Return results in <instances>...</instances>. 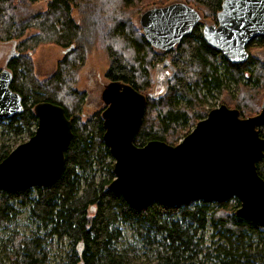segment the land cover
Masks as SVG:
<instances>
[{"label": "trees", "instance_id": "16d2710c", "mask_svg": "<svg viewBox=\"0 0 264 264\" xmlns=\"http://www.w3.org/2000/svg\"><path fill=\"white\" fill-rule=\"evenodd\" d=\"M38 1L0 0V42L11 41L16 51L6 68L13 74L11 89L22 97L24 107L21 115L1 120L0 129L8 136L32 137L38 126L35 106L50 102L65 109L73 124L74 137L66 152L65 169L54 185L21 192L0 190V264H51V248L55 243L65 242L70 243L71 250L58 264H258L257 261H262L264 226L236 216L241 206L236 197L176 207L155 202L136 210L123 196L112 192L109 186L115 179L114 159L104 142L102 118L106 107L82 122L81 111L87 94L74 88V79L87 60L88 46L81 41L88 26L97 32V37L105 36L111 60L106 74L109 82L131 85L146 96L144 121L135 144L142 147L150 141H163L175 146L192 131L180 135L189 123L196 126L212 110L205 113L197 104L202 93L226 88L222 78L225 82L230 76L242 87L241 98L236 103L226 101L225 105L238 109L242 118L260 113L264 102V61L253 51L264 48V37L247 45V62L233 65L210 47L202 34L206 21L218 24L217 16L224 0H191L201 10L197 8L202 22L170 52L153 48L141 27L131 21L144 5H153L151 9L157 4L165 6L170 0H49L46 12L38 15L29 12L28 5ZM75 8L88 16L77 21L72 17ZM30 29L39 33L21 41ZM42 44L58 45L65 52L56 73L44 80L35 76L32 58ZM169 57L173 74L167 94L161 97L145 94L151 62L169 63ZM219 60L225 67L223 74ZM243 79L253 88L242 84ZM259 131L264 138V126ZM11 151L9 144H2L0 162ZM257 170L264 179V156L257 163ZM22 215L26 216L29 234L12 230ZM210 223L215 237L219 238L213 247L206 243ZM123 226L130 229V236H126Z\"/></svg>", "mask_w": 264, "mask_h": 264}, {"label": "water", "instance_id": "95a60500", "mask_svg": "<svg viewBox=\"0 0 264 264\" xmlns=\"http://www.w3.org/2000/svg\"><path fill=\"white\" fill-rule=\"evenodd\" d=\"M217 18V25H204V40L229 63L244 64L249 59L247 45L264 37V0H224ZM201 22L197 9L179 2L151 8L140 17L145 38L161 52L175 49ZM14 52L13 47L9 59ZM12 82V72L1 70L0 121L24 111ZM101 98L106 107L104 142L114 159L115 179L109 189L130 207L141 210L155 202L176 207L236 197L241 203L236 216L264 226V179L257 170L264 156L259 131L264 126V102L260 113L248 118L222 104L177 145L150 141L139 147L135 138L144 121L146 96L131 85L111 81ZM34 112V135L0 162V190L48 188L65 169L74 137L72 121L62 106L50 102L37 104Z\"/></svg>", "mask_w": 264, "mask_h": 264}, {"label": "rangeland", "instance_id": "374dc122", "mask_svg": "<svg viewBox=\"0 0 264 264\" xmlns=\"http://www.w3.org/2000/svg\"><path fill=\"white\" fill-rule=\"evenodd\" d=\"M185 3L189 4L194 8H198L195 4L191 3V0H170L164 3L165 5L171 3ZM49 0H40L35 4L28 5L29 12H33V14H41L42 12H46L48 9ZM163 4V5H164ZM142 5V4H141ZM161 4H157L159 6ZM150 6L142 7L141 11L138 12H130L128 14L135 13V16L132 18V22L140 27V17L149 10ZM198 10H200L198 8ZM143 11V12H142ZM201 11V10H200ZM142 12V13H141ZM85 16H88L86 13L82 12L81 9H73L72 17L77 21H82L85 19ZM205 23L213 24L212 21H206ZM87 31V34H85ZM39 31L36 29H30L26 32L25 36L21 39H27L33 35L38 34ZM83 34V39L81 44L88 46V56L84 66L79 71L77 78L74 79V88L78 89L81 92H85L87 94L85 98V104L82 107L81 111V119L82 122L87 121L93 115L100 113L104 108L105 104L102 101L101 94L104 90V87L109 83V80L106 77L108 69L111 64V60L108 54V45L104 42L105 36L97 37V32H94L90 27L87 26V30H85ZM94 34V35H93ZM7 49L9 52L2 56L3 50ZM13 49L12 42H0V71L6 68L8 59L11 55ZM155 50V49H154ZM157 50V49H156ZM6 51V50H5ZM254 54L264 61V48L263 49H255ZM65 52L64 49L55 44H42L40 45L33 53L32 58L34 62V74L40 79L44 80L52 76L56 73L58 65L64 59ZM169 64H166V60L156 63L151 62L148 75L150 77L149 88H147L144 93L145 94H154L157 97L164 96L167 94L168 89V81L173 74V64L172 58H168ZM221 65V73L223 74L225 71L224 64L221 60L218 61ZM229 77V80L224 82V78H222V83L226 86L222 91L220 90H212V93H202V98L197 104V107L200 108L203 112H207L210 109L218 108L220 105L224 104L226 101H233L232 103H236L241 98V88L239 85L235 84L232 81V78ZM248 83V80L243 79L242 84L248 85V88H253L252 84ZM227 92V93H225ZM184 103V102H181ZM226 104V103H225ZM185 106V105H183ZM192 121V120H191ZM195 128L193 123H189L186 130H182L180 132L181 137L189 131ZM185 129V128H184ZM30 136L28 134H24L19 137L8 136L2 134L0 129V146L2 144H9L14 150L17 146L22 143H25L29 140ZM26 216L22 215L17 224L12 226V230H17L23 234H29L30 227L27 226ZM123 230L126 233V236H130L131 232L128 227L123 226ZM216 232L213 230L211 223L209 224L206 232V243L209 247H213L216 243L219 242V238L215 237ZM255 240V239H254ZM256 241V240H255ZM257 242V241H256ZM52 250V259L51 264H58L61 259H66L68 253L71 250V245L69 242H65L64 244L57 245L56 243L51 248ZM149 256V255H148ZM264 260V259H263ZM257 261L258 264H264V261Z\"/></svg>", "mask_w": 264, "mask_h": 264}, {"label": "crops", "instance_id": "0c3cea01", "mask_svg": "<svg viewBox=\"0 0 264 264\" xmlns=\"http://www.w3.org/2000/svg\"><path fill=\"white\" fill-rule=\"evenodd\" d=\"M5 50H6V51H5ZM8 52H9V50L4 49V50H3V53H2V56L4 57V55H6Z\"/></svg>", "mask_w": 264, "mask_h": 264}, {"label": "flooded vegetation", "instance_id": "af4514ba", "mask_svg": "<svg viewBox=\"0 0 264 264\" xmlns=\"http://www.w3.org/2000/svg\"><path fill=\"white\" fill-rule=\"evenodd\" d=\"M166 64H169V63H166ZM169 66H170V64H169Z\"/></svg>", "mask_w": 264, "mask_h": 264}]
</instances>
